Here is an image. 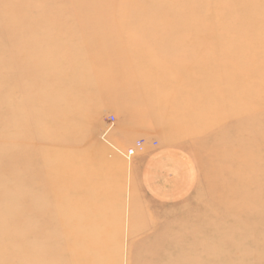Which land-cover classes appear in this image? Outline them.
Wrapping results in <instances>:
<instances>
[{"label":"rangeland","instance_id":"obj_1","mask_svg":"<svg viewBox=\"0 0 264 264\" xmlns=\"http://www.w3.org/2000/svg\"><path fill=\"white\" fill-rule=\"evenodd\" d=\"M0 264H264V0H0Z\"/></svg>","mask_w":264,"mask_h":264},{"label":"crops","instance_id":"obj_2","mask_svg":"<svg viewBox=\"0 0 264 264\" xmlns=\"http://www.w3.org/2000/svg\"><path fill=\"white\" fill-rule=\"evenodd\" d=\"M147 146V150L139 155L137 163L143 168L142 181L148 193L165 203L188 196L194 177L190 160L184 157L188 155L168 149L156 150L149 144Z\"/></svg>","mask_w":264,"mask_h":264},{"label":"built area","instance_id":"obj_3","mask_svg":"<svg viewBox=\"0 0 264 264\" xmlns=\"http://www.w3.org/2000/svg\"><path fill=\"white\" fill-rule=\"evenodd\" d=\"M115 121V118L112 117V123ZM147 142L145 140H138L135 142V144L129 148L126 153H125V157L128 160H131L133 158H135L136 156H138L139 154H142L145 152L146 146H147ZM152 146L156 147L157 143L153 142Z\"/></svg>","mask_w":264,"mask_h":264},{"label":"bare ground","instance_id":"obj_4","mask_svg":"<svg viewBox=\"0 0 264 264\" xmlns=\"http://www.w3.org/2000/svg\"><path fill=\"white\" fill-rule=\"evenodd\" d=\"M68 120V119H67Z\"/></svg>","mask_w":264,"mask_h":264}]
</instances>
